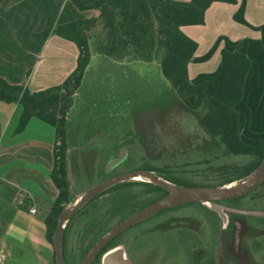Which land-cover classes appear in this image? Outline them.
Instances as JSON below:
<instances>
[{
    "label": "rangeland",
    "instance_id": "rangeland-1",
    "mask_svg": "<svg viewBox=\"0 0 264 264\" xmlns=\"http://www.w3.org/2000/svg\"><path fill=\"white\" fill-rule=\"evenodd\" d=\"M205 59L209 61L211 56ZM211 69L191 71L190 81L197 84L212 79L217 72ZM235 109L242 140L254 145L264 139V87L257 88L250 82ZM200 115L201 110L182 105L156 62H110L91 48L89 65L68 108L67 144L77 152L84 145L99 151L112 147L113 154L105 169L99 167L102 161L98 167L79 173L76 163L73 165L75 153H71L67 171L73 192L95 188L113 176L151 169L200 187L239 184L241 180L228 181L238 174L236 167L249 159L226 154L217 140L197 125ZM39 123L48 127L53 136V127ZM133 181L149 182L140 176L117 184ZM143 191L141 186L125 187L104 196L99 205L108 214L99 222L97 217L73 219L64 235L63 263L80 260L104 227L113 226L145 206L150 196ZM222 205V215L210 204L196 203L152 216L127 228L117 239L123 243L113 245L96 264H104L114 255H121L124 264H264V185L244 199L224 201ZM248 209L257 210V218L244 215L247 212L242 211ZM44 216L29 215L26 208L18 205H13L9 213H0V241L4 243L0 264H55L53 256L46 263L37 243L43 237ZM32 224L33 232L27 233Z\"/></svg>",
    "mask_w": 264,
    "mask_h": 264
},
{
    "label": "trees",
    "instance_id": "trees-1",
    "mask_svg": "<svg viewBox=\"0 0 264 264\" xmlns=\"http://www.w3.org/2000/svg\"><path fill=\"white\" fill-rule=\"evenodd\" d=\"M71 2L78 10H94L96 15L90 19L59 24L34 35L46 40L53 33L76 46L78 55L75 67L63 82L38 92H31L24 86L10 85L0 77V102L19 104L21 107L16 134L22 132L32 118L54 129L53 166L49 178L57 190V195L43 219L48 243L52 244L59 216L74 197L70 190L67 171L66 116L72 97L80 88L89 65L91 48L113 62L121 59L156 62L161 76L168 82L182 105L189 110H201L197 125L208 136L216 139L226 154L249 159L246 164L236 167L238 174L228 183L242 180L254 171L264 154V139L254 145L242 140L239 115L235 109L244 97L246 79L251 67L249 58L238 49L234 51L221 49L219 69L214 77L193 84L189 78L188 65L196 53L198 44L181 30L184 26L203 25L204 14L213 3L234 5L236 0H71ZM148 171L175 186L200 187L177 176H166L152 169ZM133 186L143 187V193L150 196L145 206L167 194L157 185L135 181L119 183L104 190L78 208L66 223L61 235L62 257L64 235L67 234L72 220L76 217L80 220L97 217L99 222L108 214L106 211L102 212L99 205L104 200L103 197ZM29 203V199H22V204ZM109 228L104 227L98 237ZM124 231L109 242L91 264L99 263L100 257L114 247L113 245L122 244L123 242L118 243L117 239ZM81 259L74 264H79Z\"/></svg>",
    "mask_w": 264,
    "mask_h": 264
},
{
    "label": "crops",
    "instance_id": "crops-1",
    "mask_svg": "<svg viewBox=\"0 0 264 264\" xmlns=\"http://www.w3.org/2000/svg\"><path fill=\"white\" fill-rule=\"evenodd\" d=\"M95 15L94 10H78L71 0H0V77L10 85L24 86L31 92L60 85L75 67L76 46L55 35L46 40L34 35L59 24L90 19ZM181 30L198 44L188 65L189 78L191 71L205 72L212 64L211 70L216 73L221 49H238L251 63L244 96L250 82L257 88L264 87V0H236L234 5L213 3L204 14L203 25L184 26ZM207 56H211L209 61L205 59ZM20 114L19 104L0 102V213H9L13 205H18L27 212L34 207L37 213L32 216H37L48 211L57 195L49 178L53 166L54 133L52 136L48 127L32 118L24 130L16 134ZM100 151L86 145L81 146L79 152L68 147L67 168L72 162L71 153H75L73 165L76 163L79 173L88 167L92 169L91 166L98 167L102 161L104 164L99 167L105 169L113 148ZM72 187L70 183L72 194L80 196L92 189L75 193ZM22 199H29L31 204L19 205ZM33 226L35 224L27 229V233L33 232ZM43 231V237L37 243L48 263L54 253L45 238V227ZM3 247V241H0V257Z\"/></svg>",
    "mask_w": 264,
    "mask_h": 264
},
{
    "label": "water",
    "instance_id": "water-1",
    "mask_svg": "<svg viewBox=\"0 0 264 264\" xmlns=\"http://www.w3.org/2000/svg\"><path fill=\"white\" fill-rule=\"evenodd\" d=\"M137 175L148 178L150 183L161 187L167 192V194L111 226L92 243V245L82 257L79 264H91L95 257L99 254V252L121 232L135 224L145 221L146 219L164 210L172 209L187 204L199 203L210 204L213 210H215L219 215H222L221 211L223 207L220 205V202L233 200L245 196L256 190L264 182V154L259 165L254 169L253 172H251L247 177L242 179V182L237 184L236 187H231L230 189L226 190H221V188L226 186H220L216 188L175 186L166 181L159 180L155 175L144 171L114 176L110 179L105 180L95 188L86 191L87 193H83L81 196L74 195L72 202L65 207V209L59 216L56 225V231L52 238V248L54 253L55 264H64L60 247L61 235L65 227H61V217L63 212L71 204H73L77 198L82 197L80 203L74 209L71 210V217L72 214L78 208H80L85 202H87L94 196L112 187L118 182L131 179ZM84 194H86V196H84ZM104 264L124 263L121 255H114L112 257H109Z\"/></svg>",
    "mask_w": 264,
    "mask_h": 264
},
{
    "label": "bare ground",
    "instance_id": "bare-ground-1",
    "mask_svg": "<svg viewBox=\"0 0 264 264\" xmlns=\"http://www.w3.org/2000/svg\"><path fill=\"white\" fill-rule=\"evenodd\" d=\"M140 176H134L133 179L138 180ZM231 187H236V185L234 186H229V187H223L221 188V190H226V189H230ZM84 196H86V194H84ZM83 196V197H84ZM82 197L77 198L73 204H71L62 214L61 217V227H64L65 224L67 223L69 217H70V213L71 210L74 209L81 201Z\"/></svg>",
    "mask_w": 264,
    "mask_h": 264
},
{
    "label": "flooded vegetation",
    "instance_id": "flooded-vegetation-1",
    "mask_svg": "<svg viewBox=\"0 0 264 264\" xmlns=\"http://www.w3.org/2000/svg\"><path fill=\"white\" fill-rule=\"evenodd\" d=\"M113 177H114V176H113ZM263 185H264V182H263L258 188H260V187L263 186ZM258 188H257V189H258ZM257 189H256V190H257ZM256 190H254V191H256ZM254 191H253V192H254ZM253 192H251V193H253ZM251 193H249V194H247V195H245V196H242V197H240V198H236V199L228 200V201L231 202V201H237V200L244 199V198H246L247 196H249ZM223 202H224V201L220 202V205H221V206H223V205H222ZM223 208H224V207H223ZM249 208H250V207H249ZM242 212H244V213L247 212V213L244 214V215H246V216H248V217L257 218V216H256L257 213H258L257 210H253V209L250 210V209H248V210H245V211H242ZM256 212H257V213H256ZM248 251H249L250 253L253 254V250H252L251 247H249V246H248Z\"/></svg>",
    "mask_w": 264,
    "mask_h": 264
},
{
    "label": "built area",
    "instance_id": "built-area-1",
    "mask_svg": "<svg viewBox=\"0 0 264 264\" xmlns=\"http://www.w3.org/2000/svg\"><path fill=\"white\" fill-rule=\"evenodd\" d=\"M19 205H22V201H19ZM28 213L30 215H35L37 213V210L34 207L29 208Z\"/></svg>",
    "mask_w": 264,
    "mask_h": 264
}]
</instances>
